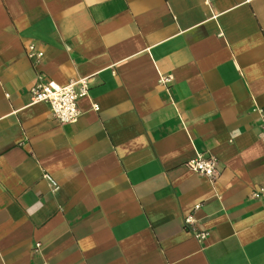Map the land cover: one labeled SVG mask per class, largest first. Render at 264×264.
<instances>
[{
    "label": "crops",
    "instance_id": "crops-1",
    "mask_svg": "<svg viewBox=\"0 0 264 264\" xmlns=\"http://www.w3.org/2000/svg\"><path fill=\"white\" fill-rule=\"evenodd\" d=\"M261 107L264 0H0V264H264Z\"/></svg>",
    "mask_w": 264,
    "mask_h": 264
},
{
    "label": "built area",
    "instance_id": "built-area-1",
    "mask_svg": "<svg viewBox=\"0 0 264 264\" xmlns=\"http://www.w3.org/2000/svg\"><path fill=\"white\" fill-rule=\"evenodd\" d=\"M28 55L41 59L44 56L43 51L36 50L33 43L28 45ZM167 79V78H166ZM90 79L81 77L72 79L68 84L62 85L49 78L40 77L36 84L31 88V99L33 103L46 102L49 104L53 117L61 123L76 122L81 116L79 100L89 94ZM98 109V106L95 105ZM262 117V127L264 129V107L259 108ZM187 166L201 174L214 177L218 174V160L215 157H205L199 155L187 162ZM49 179V175H47ZM54 182V181H53ZM264 193V187L256 190L255 197H260ZM200 204L197 205V208ZM187 221H192L191 217ZM197 236L204 239L207 233L200 231ZM37 246H40L38 243ZM7 264V263H3Z\"/></svg>",
    "mask_w": 264,
    "mask_h": 264
}]
</instances>
